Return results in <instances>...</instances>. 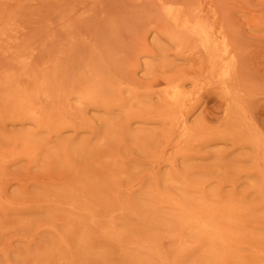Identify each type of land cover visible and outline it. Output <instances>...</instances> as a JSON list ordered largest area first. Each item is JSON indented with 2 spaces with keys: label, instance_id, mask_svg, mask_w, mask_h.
<instances>
[{
  "label": "rangeland",
  "instance_id": "1",
  "mask_svg": "<svg viewBox=\"0 0 264 264\" xmlns=\"http://www.w3.org/2000/svg\"><path fill=\"white\" fill-rule=\"evenodd\" d=\"M0 264H264V0H0Z\"/></svg>",
  "mask_w": 264,
  "mask_h": 264
},
{
  "label": "bare ground",
  "instance_id": "2",
  "mask_svg": "<svg viewBox=\"0 0 264 264\" xmlns=\"http://www.w3.org/2000/svg\"><path fill=\"white\" fill-rule=\"evenodd\" d=\"M15 1V0H14ZM59 12V11H58ZM170 15H171V13H169ZM199 18V17H198ZM201 20V19H200ZM188 23V22H187ZM197 24V23H196ZM187 25V24H186ZM188 25H189V23H188ZM187 25V27H189ZM199 28H200V26H199ZM198 27H197V25H195V27H194V30H197L198 31V29H199ZM189 29H190V27H189ZM191 30H192V28H191ZM199 32L201 33V35L202 34H204V36H205V32L204 31H201V30H199ZM196 35V34H195ZM197 35H198V32H197ZM199 36H200V34H199ZM204 36H202L203 38H204ZM202 37H200V38H202ZM204 40H205V38H204ZM206 41H207V39H206ZM205 42V41H204ZM205 44V43H204ZM207 44H208V42H207ZM206 51H207V48H206ZM227 75V74H226ZM225 77V76H224ZM227 78H228V76H227ZM223 79H225V78H223Z\"/></svg>",
  "mask_w": 264,
  "mask_h": 264
}]
</instances>
